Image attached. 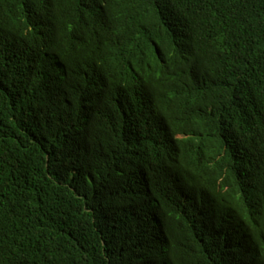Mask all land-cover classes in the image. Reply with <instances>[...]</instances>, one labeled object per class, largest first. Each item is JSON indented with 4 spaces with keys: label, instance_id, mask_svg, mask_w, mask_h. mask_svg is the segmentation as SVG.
I'll use <instances>...</instances> for the list:
<instances>
[{
    "label": "trees",
    "instance_id": "16d2710c",
    "mask_svg": "<svg viewBox=\"0 0 264 264\" xmlns=\"http://www.w3.org/2000/svg\"><path fill=\"white\" fill-rule=\"evenodd\" d=\"M0 264H264V0H0Z\"/></svg>",
    "mask_w": 264,
    "mask_h": 264
}]
</instances>
